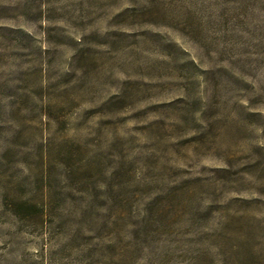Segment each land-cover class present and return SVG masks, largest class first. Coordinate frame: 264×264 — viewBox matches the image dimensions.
I'll list each match as a JSON object with an SVG mask.
<instances>
[{"label": "rangeland", "instance_id": "374dc122", "mask_svg": "<svg viewBox=\"0 0 264 264\" xmlns=\"http://www.w3.org/2000/svg\"><path fill=\"white\" fill-rule=\"evenodd\" d=\"M0 264H264V0H0Z\"/></svg>", "mask_w": 264, "mask_h": 264}]
</instances>
